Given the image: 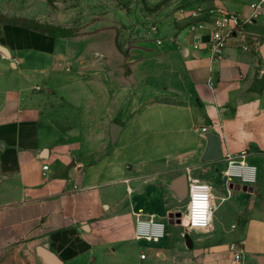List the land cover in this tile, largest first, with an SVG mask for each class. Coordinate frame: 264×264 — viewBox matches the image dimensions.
I'll use <instances>...</instances> for the list:
<instances>
[{"label":"crops","instance_id":"0c3cea01","mask_svg":"<svg viewBox=\"0 0 264 264\" xmlns=\"http://www.w3.org/2000/svg\"><path fill=\"white\" fill-rule=\"evenodd\" d=\"M259 1L127 0L68 36L0 21L12 57L0 53V264H45L43 244L63 264H155L153 251L163 264L169 248L143 244L166 237L158 215L189 207L186 183L171 189L188 171L215 203L192 259L233 264L241 241L245 263L264 264V3L222 58L210 51L211 16L247 18ZM205 125L222 153L248 150L254 183L229 181L222 157L202 160ZM218 167L220 184L206 174ZM139 215L165 222V236L137 239Z\"/></svg>","mask_w":264,"mask_h":264},{"label":"rangeland","instance_id":"374dc122","mask_svg":"<svg viewBox=\"0 0 264 264\" xmlns=\"http://www.w3.org/2000/svg\"><path fill=\"white\" fill-rule=\"evenodd\" d=\"M127 0H0V20L16 21L37 29L48 30L58 33H76L87 29L90 20L96 15L100 16L105 11L113 9L115 6L126 5ZM121 6V7H122ZM125 7V6H124ZM40 79V76H38ZM211 179L218 180L219 184L224 181L222 167H218L211 172L206 173ZM196 178H199L194 175ZM188 206L182 208L183 223L176 226V223H170L164 215H158L167 222V235L159 243L146 244L144 242V251L149 252L152 246H166L167 262L163 264H199L193 260V250L187 245L185 239L186 226L184 224ZM222 215V209L219 216ZM203 231V232H202ZM206 231V230H205ZM189 233V232H188ZM204 230H190L191 238L194 239L195 246L200 247L203 238L208 237ZM148 262L158 261L155 264H161V259L155 252L148 253ZM170 258V260H168Z\"/></svg>","mask_w":264,"mask_h":264},{"label":"built area","instance_id":"2783aa9c","mask_svg":"<svg viewBox=\"0 0 264 264\" xmlns=\"http://www.w3.org/2000/svg\"><path fill=\"white\" fill-rule=\"evenodd\" d=\"M264 0L252 4V12L249 17L243 18L236 12H221L219 15H212L213 21L210 30V51L212 59H220L227 43V39L234 33L243 28L253 18L262 13ZM214 10H211L212 14ZM197 15V12H193ZM206 22L193 23L192 29L204 27ZM211 127L205 125L200 128L202 133L210 131ZM248 150L243 149L239 153H234L227 149L222 153L224 162V175L229 181H240L242 184H252L257 180V166L246 161ZM48 168V165L45 166ZM189 178V207L185 216L187 230H207L212 224L214 212V195L212 186L199 178L193 177L188 171ZM202 197L203 199H197ZM166 223L156 220L154 216L147 219L137 218L136 221V238L146 239L148 241H158L165 236ZM232 254L233 264H246V253L243 242L233 241L229 245ZM146 253H142L141 257L145 258Z\"/></svg>","mask_w":264,"mask_h":264},{"label":"water","instance_id":"95a60500","mask_svg":"<svg viewBox=\"0 0 264 264\" xmlns=\"http://www.w3.org/2000/svg\"><path fill=\"white\" fill-rule=\"evenodd\" d=\"M0 53L4 55L6 58L11 59V54L9 53V50L7 47L0 45ZM121 128V125L117 123H113L111 125V136L112 140H116L117 136L119 134V130ZM203 135L207 139V146L203 152L202 155V160L203 161H212V160H218L222 157V149H221V140L220 137L217 133L214 132H204ZM186 183L185 187V192L178 196V199L181 201L186 200L188 198V193H189V182H188V177L187 175H181L180 177L176 178L172 184H171V189H173V186L175 187H181L183 184ZM231 188H236V189H248L247 185H241L240 183H231L230 184ZM181 189V188H180ZM168 219L170 223H182V212H177V213H170L168 215ZM185 239L187 245L192 248L193 243H192V238L189 233L185 234ZM37 251L40 255V257L43 259L45 264H63L62 260L60 257L55 254L53 251L49 249V247L46 244L40 245L37 248Z\"/></svg>","mask_w":264,"mask_h":264},{"label":"trees","instance_id":"16d2710c","mask_svg":"<svg viewBox=\"0 0 264 264\" xmlns=\"http://www.w3.org/2000/svg\"><path fill=\"white\" fill-rule=\"evenodd\" d=\"M0 21H2V20H0ZM3 22H9V23H13V24H20V25H24V26H26V27H29V28H33V29H36V30H39V31H42V32H48V33H51V34H53V35H56V36H68V35H72V34H70V33H58V32H52V31H48V30H41V29H37V28H35V27H33V26H30V25H26V24H23V23H18V22H16V21H3Z\"/></svg>","mask_w":264,"mask_h":264},{"label":"clouds","instance_id":"9594fccd","mask_svg":"<svg viewBox=\"0 0 264 264\" xmlns=\"http://www.w3.org/2000/svg\"><path fill=\"white\" fill-rule=\"evenodd\" d=\"M197 199H203L202 197H198Z\"/></svg>","mask_w":264,"mask_h":264}]
</instances>
